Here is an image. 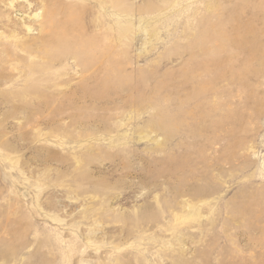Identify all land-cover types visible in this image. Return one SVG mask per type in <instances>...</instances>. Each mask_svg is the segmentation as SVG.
<instances>
[{
    "label": "rangeland",
    "instance_id": "374dc122",
    "mask_svg": "<svg viewBox=\"0 0 264 264\" xmlns=\"http://www.w3.org/2000/svg\"><path fill=\"white\" fill-rule=\"evenodd\" d=\"M0 264H264V0H0Z\"/></svg>",
    "mask_w": 264,
    "mask_h": 264
}]
</instances>
